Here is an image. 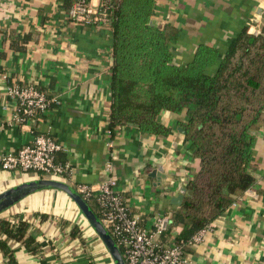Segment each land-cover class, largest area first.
<instances>
[{"label":"crops","instance_id":"obj_1","mask_svg":"<svg viewBox=\"0 0 264 264\" xmlns=\"http://www.w3.org/2000/svg\"><path fill=\"white\" fill-rule=\"evenodd\" d=\"M152 19L178 29L173 51L178 62H186L201 43L225 50L245 26L257 30L264 22V0H157ZM112 63V28L76 22L65 0H0V160L31 142L35 132L48 133L65 147L58 158L71 165L64 177L53 178L75 188L80 182L99 188L115 176L133 212L150 222L156 212H170L172 196L192 176L188 164L198 167L199 160L178 124L182 114L161 112L171 128L167 135L134 125L111 130ZM29 82L58 103L36 119L14 123L16 99L8 87ZM253 160L255 182L189 247V264H264V127L255 131ZM42 176L50 177L0 162V192ZM0 215L29 220L40 242L38 252H31L11 240L15 264L115 263L106 248L96 251L95 229L62 189L32 192ZM75 223L78 235L71 233ZM9 258L0 249V264H10Z\"/></svg>","mask_w":264,"mask_h":264},{"label":"trees","instance_id":"obj_2","mask_svg":"<svg viewBox=\"0 0 264 264\" xmlns=\"http://www.w3.org/2000/svg\"><path fill=\"white\" fill-rule=\"evenodd\" d=\"M73 0H65L68 8ZM157 0H111L113 63L110 128L137 126L144 133L167 135L163 110L182 114L178 124L198 158L188 164L191 178L180 205H173L176 241L188 240L208 226L256 180L255 131L264 127V22L259 31L245 26L228 47L201 43L192 59L178 62L173 51L178 29L151 23ZM47 93V92H46ZM50 99L54 98L48 94ZM58 100H51L50 105ZM101 217L98 201H89ZM80 234L77 223L71 228ZM11 240L31 252L40 242L29 220L0 215V249L15 264Z\"/></svg>","mask_w":264,"mask_h":264},{"label":"built area","instance_id":"obj_3","mask_svg":"<svg viewBox=\"0 0 264 264\" xmlns=\"http://www.w3.org/2000/svg\"><path fill=\"white\" fill-rule=\"evenodd\" d=\"M110 1L73 0L67 11L76 22L111 27ZM8 93L16 99L13 122L19 124L38 118L48 110L52 99L57 100L56 97L50 99L46 91L35 82L12 83ZM63 149V143L52 135L35 132L31 142L3 154L0 162L4 168L37 170L41 175L64 177L70 172L71 165L58 158V152ZM117 184V178L110 176L99 188L80 182L76 189L88 202L93 198L98 201L101 219L121 248L126 264H189L190 255L185 251L184 240H175L179 228L176 226L166 233V229L173 223L171 212L158 211L152 221L142 220L117 189ZM208 227L210 225L198 230L188 243L192 246L199 242Z\"/></svg>","mask_w":264,"mask_h":264},{"label":"water","instance_id":"obj_4","mask_svg":"<svg viewBox=\"0 0 264 264\" xmlns=\"http://www.w3.org/2000/svg\"><path fill=\"white\" fill-rule=\"evenodd\" d=\"M151 23L157 24L154 19H151ZM180 129L184 132L185 129L180 126ZM59 188L64 190L69 196L77 203L85 217L93 226L99 237L106 245L108 251L111 254L115 264H126L121 248L116 242L115 238L106 227L101 217L97 215L90 203L83 197V195L70 183L65 180L53 177H39L27 181H23L17 185L9 187L0 192V213L8 209L17 201L26 197L28 194L35 192L43 188ZM191 193V190L187 187H183L182 191L176 195H173L171 201L175 205H180L183 201L185 193ZM173 222V220H171Z\"/></svg>","mask_w":264,"mask_h":264},{"label":"rangeland","instance_id":"obj_5","mask_svg":"<svg viewBox=\"0 0 264 264\" xmlns=\"http://www.w3.org/2000/svg\"><path fill=\"white\" fill-rule=\"evenodd\" d=\"M20 169H18V171H19ZM29 171H32V172H35V173H39V171H37V170H29ZM78 206V205H77ZM78 208H79V206H78ZM79 210H80V212L83 214V212L81 211V209L79 208ZM83 216H84V218H86L85 217V215L83 214ZM86 220H87V222L88 223H90L89 221H88V219L86 218ZM93 228V227H92ZM94 230V229H93ZM94 232L97 234V232L94 230ZM97 236H98V242H97V245L98 246H96V251H98V247L99 248H106L107 249V247H106V245L104 244V242L102 241V239L99 237V235L97 234ZM105 246V247H104ZM107 251H108V249H107ZM109 252V251H108ZM109 255L111 256V254H110V252H109ZM99 264H104V261H101V262H99ZM115 264V263H114Z\"/></svg>","mask_w":264,"mask_h":264}]
</instances>
